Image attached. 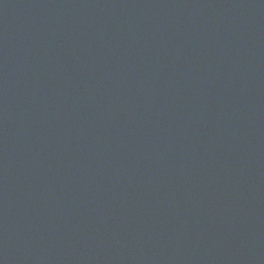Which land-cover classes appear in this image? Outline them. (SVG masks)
Wrapping results in <instances>:
<instances>
[{
  "label": "water",
  "instance_id": "1",
  "mask_svg": "<svg viewBox=\"0 0 264 264\" xmlns=\"http://www.w3.org/2000/svg\"><path fill=\"white\" fill-rule=\"evenodd\" d=\"M0 264H264V0H0Z\"/></svg>",
  "mask_w": 264,
  "mask_h": 264
}]
</instances>
